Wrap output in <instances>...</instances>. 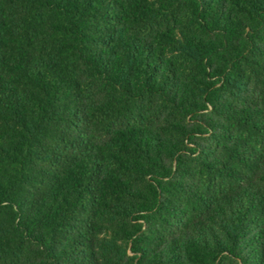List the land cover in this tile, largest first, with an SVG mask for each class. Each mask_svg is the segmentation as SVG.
<instances>
[{"label":"trees","instance_id":"16d2710c","mask_svg":"<svg viewBox=\"0 0 264 264\" xmlns=\"http://www.w3.org/2000/svg\"><path fill=\"white\" fill-rule=\"evenodd\" d=\"M0 264H264V0H0Z\"/></svg>","mask_w":264,"mask_h":264}]
</instances>
